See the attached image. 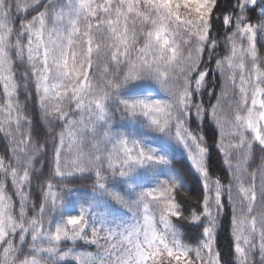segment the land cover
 Returning a JSON list of instances; mask_svg holds the SVG:
<instances>
[{"label":"snow or ice","instance_id":"6c2138e0","mask_svg":"<svg viewBox=\"0 0 264 264\" xmlns=\"http://www.w3.org/2000/svg\"><path fill=\"white\" fill-rule=\"evenodd\" d=\"M0 264H264V0H0Z\"/></svg>","mask_w":264,"mask_h":264},{"label":"trees","instance_id":"16d2710c","mask_svg":"<svg viewBox=\"0 0 264 264\" xmlns=\"http://www.w3.org/2000/svg\"><path fill=\"white\" fill-rule=\"evenodd\" d=\"M228 237H229V233H223L221 235L220 242H221L222 245L227 246V244H228Z\"/></svg>","mask_w":264,"mask_h":264}]
</instances>
